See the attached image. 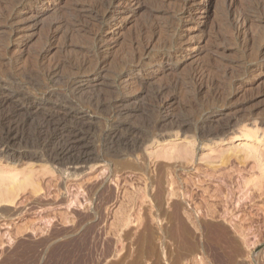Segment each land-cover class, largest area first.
I'll return each instance as SVG.
<instances>
[{
  "label": "rangeland",
  "instance_id": "1",
  "mask_svg": "<svg viewBox=\"0 0 264 264\" xmlns=\"http://www.w3.org/2000/svg\"><path fill=\"white\" fill-rule=\"evenodd\" d=\"M51 1L0 0V264H264V21L234 35L210 0L178 44L180 0L118 1L106 21L95 0Z\"/></svg>",
  "mask_w": 264,
  "mask_h": 264
},
{
  "label": "bare ground",
  "instance_id": "2",
  "mask_svg": "<svg viewBox=\"0 0 264 264\" xmlns=\"http://www.w3.org/2000/svg\"><path fill=\"white\" fill-rule=\"evenodd\" d=\"M54 1L55 0H52L51 2H49L48 6L45 8L46 11L49 10L54 5ZM95 1H96L97 4L93 8V11H100L101 12V18L100 19H102V20L107 19L106 17H109V15H113V13L116 10V3L118 1H124V4H126V5L129 4V6L131 7V10H132V5H134L135 3L137 5H140V3H141V0H95ZM262 2H263V0H262ZM236 3H237L236 0H227V3L225 4L226 6L223 8L224 9L223 12H224V16H225L224 17L225 26H227L229 29H231L232 32L234 31L233 32L234 35L235 34L237 35L244 28V26H246L251 21V18H252L251 15H254V14L255 15H259L258 18H260V19H262L264 21V3L258 2V3L255 4V6H253L252 5L253 3H252L251 5L249 4L248 8H243L241 11L235 12L234 11V7L236 6ZM210 5H211L210 0H180L178 2V7L179 8H178L177 16H176V19L179 22L178 23V27H179L178 30L180 29L179 32L176 35V41L178 42V44H181L183 42L182 38L184 36L183 35L184 30L183 29L185 27V24H184L185 16L187 14H189V13L191 15V12L194 11V10L196 12H198V11L199 12H203L202 11V9H203L205 12H209ZM32 9H33L32 11L34 12V15H35L34 19L41 15L40 14L41 13V9L40 8H36L35 7V8H32ZM132 14L133 13L130 11V9L128 7L124 11V13L121 14V18L128 19ZM11 19H13V18L11 17ZM34 27H36V24L34 25ZM13 29H14L13 30V32H14L13 34L15 35V38H16L15 42L18 41V43L22 44V41H25L24 37L26 36V31H27L28 27H26L24 25H18V26H15ZM101 30L102 29H100L93 37V42H94L95 45H99L105 39V37H103L102 34H101ZM181 30H182V32H180ZM53 37H55V36H53ZM11 45L13 46L14 44L12 43ZM154 46L155 45L153 44V40L152 39L147 41V42H145L144 38L141 37L137 41V46L136 47L140 51L139 53L143 56L144 54H147L148 52H151L152 50H154ZM258 54L260 55L259 59H257L256 62H254L253 66H251V67H256V66L262 67L264 65V57H261L264 54L263 51L262 50L258 51ZM141 55H139V56H141ZM157 61H159L160 64H165V63L168 64V63L171 62V59L166 57L165 55H160L159 58H157L156 60L151 61L150 64L155 67L157 65ZM132 63L137 64V67L136 68H131L129 70V72L127 73V75H126L127 78L124 80V83L126 85L125 88H128L133 83L132 80L134 79V77L136 75H139L142 72V69L145 66L143 60L141 61L140 57L139 58L135 57L133 59V62H131V64ZM104 65H105V61H102V62L98 63L96 65L97 67H95L94 70H92L90 73H88L89 75L86 74V75H83V76H77L74 80H72L70 82L71 84H69V86L71 85L73 90L74 89L75 90H83L82 86L94 85V84H91V83H92L93 80H95V78L97 79L98 73L101 72V70L104 68ZM79 68L80 69L83 68V63L80 64ZM48 71L51 72V73H55L57 71V67H52ZM224 74L226 75L227 73L224 72ZM204 77H205V74H202L201 72H194L191 75V80L197 86L198 92H200L201 90H203L205 88V83L206 82H205V78ZM135 81L137 82V80H135ZM232 83H233V81L231 82V84ZM165 91L166 90L164 88H161L159 93L161 94V93H164ZM219 93H220V91L216 90V92L214 93V96L215 97L219 96L218 95ZM217 117H220V115L219 114H218V116H215V115L213 116L212 115L206 121L207 122H211L210 121L211 118H213V120L216 121L218 119ZM171 118L172 117L170 115H166V117H164V121L165 122H169L171 124H175L174 119L170 120ZM239 121H240V117L237 116L236 118H234V120H232L229 123H227V125L219 124L217 126V129H216V134L217 135H224V134L228 133L230 130L235 128V126L239 123ZM2 145L3 144H0V148L2 147Z\"/></svg>",
  "mask_w": 264,
  "mask_h": 264
}]
</instances>
